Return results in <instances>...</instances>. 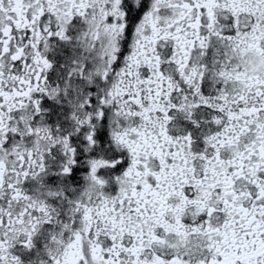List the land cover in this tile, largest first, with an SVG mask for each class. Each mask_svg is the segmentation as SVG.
I'll return each mask as SVG.
<instances>
[{"label":"snow or ice","instance_id":"snow-or-ice-1","mask_svg":"<svg viewBox=\"0 0 264 264\" xmlns=\"http://www.w3.org/2000/svg\"><path fill=\"white\" fill-rule=\"evenodd\" d=\"M0 264H264V0H0Z\"/></svg>","mask_w":264,"mask_h":264}]
</instances>
